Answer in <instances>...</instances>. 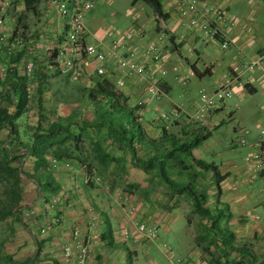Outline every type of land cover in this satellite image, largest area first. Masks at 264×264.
Masks as SVG:
<instances>
[{"label":"trees","instance_id":"trees-1","mask_svg":"<svg viewBox=\"0 0 264 264\" xmlns=\"http://www.w3.org/2000/svg\"><path fill=\"white\" fill-rule=\"evenodd\" d=\"M11 1L14 2L4 0L0 9L5 2L10 6ZM15 1L23 7L17 16L18 24L26 13L37 16L42 0ZM137 4L148 7L152 16L160 20L162 27L157 29V35L163 34L169 42L177 39L164 27L169 14L163 11L160 0L130 2L131 6ZM17 24L10 37L0 42V222L17 225L26 236L33 237L36 256L16 264H35L50 241L47 236H39L38 226L30 219L23 220V209L33 212L38 205L44 224L52 229L64 224L61 215L51 221L44 219L62 201L56 167L81 172L85 190L104 189L108 194L119 191L121 203L138 197L149 204L153 192L161 194L163 203L151 204L162 211L170 212L181 202L186 203V224L189 226L196 219L192 241L201 254L200 261L188 258L187 264H264V254H255L252 246L245 239H238L232 230L233 214L221 199L220 185L227 175H221L214 163L194 156L193 152L211 137L215 128L208 130L182 112L172 122L146 120L143 97L139 100L143 101L141 106L129 104L124 86L119 89L115 85V78L126 79L122 75L99 76L92 70L91 74L74 78L67 63L74 69L76 60L87 62L84 55L75 60L65 39L70 54L66 61L61 60L57 49L34 54L35 42L27 43L23 35L17 36ZM43 37L50 40L49 36ZM28 61L33 64L29 75L24 71ZM54 84L69 92L56 99L57 94L50 90ZM22 117L24 122L19 123ZM27 186L35 190V199L29 204ZM131 205L136 206L134 202ZM56 218L60 223L54 225ZM168 247L175 255L173 248ZM173 259L176 264L185 260L175 256ZM48 262L60 264L52 259Z\"/></svg>","mask_w":264,"mask_h":264},{"label":"crops","instance_id":"crops-1","mask_svg":"<svg viewBox=\"0 0 264 264\" xmlns=\"http://www.w3.org/2000/svg\"><path fill=\"white\" fill-rule=\"evenodd\" d=\"M197 1L200 5L216 6L220 9H224L227 15L235 21L232 27L223 28L225 38L229 42V48L225 50L226 52L224 54H221L218 50L219 48L217 49L215 47V42L204 41L197 30H181L172 3L162 5L163 11L169 14V19L166 24H164V27H166L172 35L177 36V34H183L184 38L182 40L176 39L173 42L163 40L161 43L160 52L162 61L154 65V70L156 71L160 68L166 72V75L162 77L159 82V87L163 95L159 101L146 97V94L145 96L143 95L146 111L151 107V104L154 103L156 105L154 110L156 111L158 107H161L165 109L166 112L170 113L176 106H181L184 116H192L197 107L201 105L199 98L197 101L193 97L194 88L198 84H201L205 76H210L213 71H216L215 64L211 60L215 59V61L218 62L217 57L220 55H222L220 59L225 60V62L229 61V63L233 61L234 58L237 59V57L249 61L248 64L259 61L260 68L252 72H246L241 68L243 63L236 67L229 66L227 67L225 80H223V77L216 83L217 85L226 81L229 75H237L239 80L245 83L242 87H232V93L237 94L239 99H244L246 97V95H243L242 91H245L248 95H253L257 92V88H259L262 94H264V68H262L264 67V61H262L264 60V47L254 48V41L250 37H247L245 33L246 28L239 24L237 25L238 20L230 15L229 4L224 6L222 0L212 3V5L207 3L208 0ZM256 1L258 2V0ZM86 13L88 12L84 13L83 21ZM53 18H55L56 21H51L46 17L40 18L42 21L40 29L43 30V34L45 29H48L45 34L50 37L48 46L44 47L46 48L45 50L57 49L60 53L61 60L66 61L70 57V54L68 46L63 42L66 33V29L64 28L65 22L59 19L54 12ZM48 22H50V27L48 26ZM52 23H54V25ZM9 25H11V21L8 20L6 27ZM85 29L86 34L84 42L86 44H91L88 40L92 38L91 41L93 44L103 43L105 46L108 45L109 41L104 36H92L86 25ZM156 36L157 33L147 34L140 30L139 34L136 36L131 37L130 35V37L127 38L125 34H121L117 36L113 35V38L120 41L127 49L138 51L140 48L144 47V42L150 43L151 40L152 42L155 41ZM33 47L36 49L32 52L34 54L38 53V47L36 45ZM89 62L90 60H87L85 64L82 60H76L75 64L80 65L81 71L84 74H91L93 67L92 65L90 66ZM261 63L262 67L260 66ZM199 64L201 67H199ZM191 66H194L193 68L196 69V73L192 71L193 69ZM111 73L120 75L115 69H112ZM191 73H193V75H191ZM182 81L185 82L184 85H182ZM124 82L130 93L134 92V85H141L136 79H125ZM141 83L142 85L144 84L143 82ZM174 85L179 87L176 93L172 91ZM217 85H214V87ZM220 110L221 108L218 104L206 117L204 126H211V129L215 128L219 123L218 112ZM260 112L262 114L260 118L257 119V122L254 123L255 127L252 125L251 129H244L249 132L246 139L248 150L250 151L253 150V144L260 141L259 131L264 130V102H262L260 106ZM148 131L150 132V130ZM223 163L224 162L218 165L220 174L227 175L220 185L222 190L221 199L229 205V210L233 214L234 219L231 223L233 232H235L238 239H245L247 245L252 246L251 243L255 240L264 238V178L256 177L252 179V172L249 166L244 170L243 167V169L235 168L230 162ZM65 170L66 169L62 167H58V169L56 167L55 173V178L61 187L60 193L62 195L60 196L62 197V201H60V207L55 211L49 210L47 215L44 216L46 221H51L54 216L61 215L64 224L62 227H54L45 235L50 239L49 245H47L48 247H51L54 243L60 245L62 242H69L70 229L76 224H80L85 228L87 223L84 221H88L89 224L92 223L94 226L92 233H88L84 228L81 233L83 238L91 242L93 250L92 259L88 264H125L126 257H130V261H132V259L137 260L138 249L143 250L142 259H144V262H142V264H176L173 256H176L178 252H182L181 257L185 259L182 264H187L188 258L192 260L196 255L201 256L200 252L193 244L185 248L184 245H177L176 243V245L172 247L175 253L173 256H170L163 248L162 242H165L164 237L169 234L175 235L177 233L176 226L174 225L175 216H172V211L165 212L153 204L141 203V205L137 207L136 216L131 218L127 215L126 209L134 202V198L126 205L127 202L121 203L119 201L121 198H119L120 195L118 194V196H115L117 197L116 203H118V205H125V207L120 209L117 205V211L115 209L108 210L113 204L111 205L109 202H105L103 197L110 198L111 194L104 192V189L92 191L85 190L83 187L84 179L82 173L79 171L72 172ZM155 193L157 195L159 194V192ZM155 193H151V196L155 195ZM114 194L115 192H112V195ZM34 204L32 202L31 207H33ZM27 207L31 208L30 206ZM113 210L116 211V214H114ZM34 211L37 214L42 213L38 205L35 207ZM26 214L27 212H22L21 214L25 222L28 219ZM141 220L148 222V225L155 226L157 230L161 228L164 236H158L159 231H157L158 238L156 240H146L137 233L135 228L136 223ZM124 232H128V235H125ZM162 249H164V251ZM153 252L163 256V258L165 257V262L155 259L153 257ZM176 258L179 257L176 256ZM200 260L201 259L195 262Z\"/></svg>","mask_w":264,"mask_h":264},{"label":"rangeland","instance_id":"rangeland-1","mask_svg":"<svg viewBox=\"0 0 264 264\" xmlns=\"http://www.w3.org/2000/svg\"><path fill=\"white\" fill-rule=\"evenodd\" d=\"M90 1L93 3V9L86 13L84 24L89 29L92 36H104L105 33H110L112 36L130 33L132 37L138 35L140 30H142L144 33L146 32L147 34L158 33L157 29L160 30V28L162 27L160 20L152 16L151 10L148 7L142 4L131 6V0ZM172 1L173 0H161V3L162 5H166L167 3L171 4ZM218 1L220 0H208L207 3L209 5H212V3ZM222 1L224 3V6H226L227 4L230 5L229 13L231 16H233V18H236L238 20L237 25L239 24L246 28L245 33L247 37H250L254 41V48L264 47V1ZM2 2L4 4V0H0V3ZM37 10V16L26 13L22 23L19 22L17 24V16L23 12L21 3H18L14 0V2L11 1L10 6L5 7L2 5L0 9V20L2 21V24L0 25V33L2 32L1 34L5 39L10 37L17 24V36H19L20 34L23 35V37H25L24 39L27 40V43H29V41L35 42V45L39 50H37L38 53L42 55V53H44V50L46 49L44 46H48L50 40L48 39V37L47 39H45V37L43 38L48 29H45V32L43 34V30L40 29L42 24L40 18L46 17L51 21L55 20V18H53V12L43 1H40L37 6ZM8 20L11 21V25L6 27V23H8ZM52 24L54 25V23ZM48 26L50 27V22H48ZM91 39L92 38H90L88 41L93 44ZM144 43V46H147L149 42ZM150 43H154V41L152 42L151 40ZM214 45L217 49L219 48L218 50L221 54H224L226 52L225 50L220 49L221 45L218 42H215ZM221 56L222 55L217 57L218 62H216L215 59L211 60L215 64L216 71H213L212 75L210 76H205L202 79L201 84H198L194 88L193 97L197 101L199 98V91L210 93L212 92L214 85H217L216 83L219 82V80H221L223 77V80H225V76L227 75V67H236L240 66L242 63H249V61H246L241 57L239 59L237 56V59L234 58V60L229 63V61L225 62V60L220 59ZM260 66L262 67V63L260 64ZM199 67H201L200 64ZM75 68L77 72V78H79L78 76H82L83 74V72L81 71L82 69L80 65H75ZM140 84L142 85V83ZM141 85H134V92L130 93V91H128V88H126V84H124L122 90L128 96L129 104L137 103L139 100H141L143 95H145L143 87L144 85ZM60 88L62 87L57 88L55 84L52 86V88H50V90L57 94L58 97L56 99L63 98V96L69 92L65 89ZM178 89L179 87L174 85L172 87L173 93H176ZM257 89V92L253 95H248L245 91H242L243 95H246L244 99H239V96L237 94L232 93L230 98L224 99L219 103L221 108V110L218 112L219 123L211 132V137L207 141L203 142L193 152L194 156L197 159H201L207 163H214L217 166L222 162H230L234 165L235 168L243 167L244 170L248 168L247 166H245L244 159L250 156L253 153L254 149L252 151L248 150V144L243 146L239 145L238 140L242 136V131L244 129H251L252 125H254L255 127L254 123L257 122V119L260 118L262 114L260 112V106L262 102H264V94H262L259 88ZM48 94L50 96V91L48 92ZM155 107L156 105L153 103L151 104V107L143 113L146 120H160L163 114L169 113L166 112L165 109L158 106V109L156 111L154 110ZM23 122L24 117L19 120V123ZM207 129L210 130L211 126H207ZM26 188L27 193H29L30 195L27 198V203L29 204V202L35 199V190L32 186H27ZM118 192L119 191H115V194H111L110 198L103 197V200H105V202H109V204L111 205L113 204V206H110L108 210H116L118 206L120 209H123V207H125V205H118V203H116L117 197L115 196H117ZM149 202L150 204L153 202L163 203L161 194L157 195L155 193V195L150 197ZM134 203L136 204V207H139L141 203H143V201L138 197H135ZM127 204L128 203H126V205ZM116 211L113 210L114 214H116ZM25 212L26 211H24L23 209V213ZM187 212L188 206L184 202H181L177 206V208L172 210V216H175L174 225L176 226L175 228L177 233L175 235L169 234L168 236H165V242L162 243H166L171 248L176 245V243L177 245H184L185 248L188 245L193 244L192 239L196 219H194L192 224L188 226L186 224L185 218ZM11 229L14 230V232L11 231ZM160 230H157L159 231L158 236H164L162 234L161 228ZM33 232L37 237L38 234L36 233V230L33 229ZM39 236V239L44 238V236H41V238ZM251 245V248L255 254H264V238L255 240L251 243ZM58 248L59 244L57 243H54L51 247H46L44 253L41 254L40 259L35 264H48L49 259L57 260L62 264V257L59 256ZM162 250L164 251V249ZM35 251L36 245L33 242V237L26 236L22 232V229L17 225H10V223L8 222H0V264H16L18 262H22L26 258H29L30 256L32 257V259H34L33 256ZM153 253V257L155 259L165 262V257L163 258V256L155 254V252ZM176 256L180 258L182 256V252H178ZM8 257H10L11 259L8 260ZM142 258L143 250L138 249L137 260L132 259V261H130V257H126L125 264H142V262H144V259ZM199 259H201V256L196 255L195 260Z\"/></svg>","mask_w":264,"mask_h":264},{"label":"built area","instance_id":"built-area-1","mask_svg":"<svg viewBox=\"0 0 264 264\" xmlns=\"http://www.w3.org/2000/svg\"><path fill=\"white\" fill-rule=\"evenodd\" d=\"M42 1L59 19L65 22V42L70 46V53L73 57L80 58L81 55H84L87 60H90V66L92 65V70L96 75H106L111 73L112 69H115L126 79H136L140 83L143 82L146 96L156 101L161 99L163 94L159 87V81L166 75V72L160 68L155 71L154 65L162 61L160 45L164 40L163 34H158L154 43H148L147 46L140 48L138 51L127 49L120 41L113 38L110 33H105L104 35L109 41L107 46L103 43L86 44L84 42L86 29L83 18L85 12L93 9V3L90 0ZM5 6H7V2H5ZM172 7L177 14L181 30H197L204 41L218 42L223 50L229 48V42L225 38L223 28L232 27L235 21L227 15L224 9L216 6L200 5L197 0H173ZM1 24L2 21L0 20ZM125 37H130V33H126ZM183 38V34L177 35V39L182 40ZM4 41L5 38L3 36L0 37V42ZM81 60L85 63L84 59ZM67 65L75 78L77 76L76 69L72 68L71 63H67ZM32 68V62L28 61L25 63L24 71L27 75L31 73ZM241 68L246 72L258 70L260 68L259 61L243 64ZM184 84L185 82L182 81V85ZM115 85L121 89L124 86V80L115 78ZM244 85L245 83L241 82L237 75H229L227 80L214 87L212 92L200 91L198 95L201 105L197 107L191 119L204 124L208 112L213 110L224 99L231 97L232 87H242ZM136 104L141 106L143 101H139ZM181 112L182 107L176 106L172 112L163 114L161 119L165 122L178 120ZM248 135V130H243L238 144L247 145L246 138ZM259 138L260 141L253 144V153L244 159L245 165L251 168L252 179L256 177L264 178V130L259 131ZM41 205L46 208L45 210L48 209L45 202L42 201ZM126 213L131 218L136 216L137 207L134 205L128 206ZM26 217L30 219L33 225L38 226L40 236H45L52 230L51 225L44 224L45 222L40 214H35L31 211L26 214ZM58 223H60L59 218H56L53 224L56 225ZM83 228L80 224L74 225L70 231V241L62 242L59 245L58 249L62 257V264H88L92 259L91 242L82 237ZM135 228L137 233L146 240L153 241L158 238L157 228L153 225H148L144 221L137 222ZM84 229L88 233H92L94 226L90 223ZM124 233L128 235V232ZM163 248L172 256L167 244L163 243Z\"/></svg>","mask_w":264,"mask_h":264},{"label":"water","instance_id":"water-1","mask_svg":"<svg viewBox=\"0 0 264 264\" xmlns=\"http://www.w3.org/2000/svg\"><path fill=\"white\" fill-rule=\"evenodd\" d=\"M5 147H6V144H5ZM22 153H25V152H22ZM19 154H21V153H19ZM33 242H35V239H34V238H33ZM35 256H36V251H35V253H34L33 258H35Z\"/></svg>","mask_w":264,"mask_h":264}]
</instances>
